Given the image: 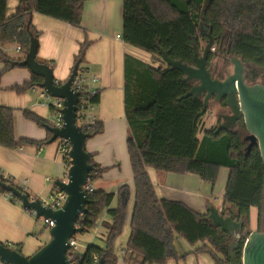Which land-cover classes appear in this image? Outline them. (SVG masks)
<instances>
[{"label": "trees", "instance_id": "trees-1", "mask_svg": "<svg viewBox=\"0 0 264 264\" xmlns=\"http://www.w3.org/2000/svg\"><path fill=\"white\" fill-rule=\"evenodd\" d=\"M7 1L0 0V63L3 64L0 75L16 67H26L19 64L23 58L9 57L3 47L14 44L25 54L30 42L27 24L32 12L79 27L83 4L88 0H18L11 15H7ZM122 25L123 41L151 54V63L128 53L123 57V105L128 124L126 147L133 190L127 183L120 185L115 193L93 190L87 211L79 216L76 225L83 232L96 227L103 211L110 219L101 221L106 228L104 245L91 243L79 257L91 262L93 255H97L104 259V264H117L113 244L122 233L128 204L133 197L125 262L167 264L170 259L184 257L178 254L175 246L178 237L191 246L201 244L196 252H208L227 261V242L231 236L213 226L207 213H199L181 201L159 198L147 167L194 173L213 185L218 170L228 168L223 198L230 208L226 211L233 219H239L248 217L250 208L256 207L259 221L264 200V163L257 146L247 152V143L239 131L215 132L216 126L204 129L201 119L208 110L200 114L202 99L183 97L191 83L181 80L180 71L165 65L159 49L166 50L173 59L193 63V45L198 51L200 43L209 39L210 32L214 49L217 46V50L237 55L244 63L264 67V0H122ZM29 30L38 38L39 33L31 22ZM88 44L82 42L75 55L74 64L79 63L78 67L82 65ZM211 58L212 52L208 66ZM258 78L255 70L245 75L249 84ZM41 80L31 73L29 80L12 89L21 93L38 87ZM90 99L97 104L99 90ZM223 105L226 106L225 101ZM50 109L53 111L52 107ZM14 111V107L0 106L1 146H40L49 139V131L48 137L42 140L16 138ZM22 113L38 126L53 125L29 109ZM239 125L245 128L242 119ZM102 130L103 124L96 120L85 132L92 137ZM89 154V162L94 166L88 180L91 183L108 167H101L94 161V153ZM0 179L4 180L1 174ZM0 192L5 193V190L0 187ZM114 198L116 205L111 207ZM241 252L242 243L235 249L239 261Z\"/></svg>", "mask_w": 264, "mask_h": 264}, {"label": "crops", "instance_id": "crops-1", "mask_svg": "<svg viewBox=\"0 0 264 264\" xmlns=\"http://www.w3.org/2000/svg\"><path fill=\"white\" fill-rule=\"evenodd\" d=\"M17 5L18 0H8L7 15H11ZM30 21L39 33L37 59L50 63L53 76L59 83L66 81L69 77L80 44L89 43L82 65L90 67V71L98 78L96 88L99 90V102L95 106L94 115L103 124V130L87 138L85 148L89 153H94L93 159L97 164L101 167H108L99 178L91 182V185L95 189L108 192L109 181L117 183L115 188L117 190L120 185L126 183L124 180H127V184L133 190L127 147L125 150L122 147L118 149L117 141L114 139L116 132L121 130H124L126 139L128 136V124L123 105V57L128 53L151 63V54L123 41L122 0L86 1L83 4L79 27L37 12L31 13ZM22 55L18 58H23L25 54L22 53ZM2 67L3 64L0 63V70ZM30 76L31 72L27 67H16L1 74L0 106H10L16 109L17 114L14 113L16 138L27 137L42 140L48 137L47 129L26 119L22 110L29 109L47 120L50 113H53L49 106L50 102L41 96L39 87L21 93L12 89L14 85H21L29 80ZM208 112L207 117L210 122L212 117L217 116V113H212L210 110ZM205 127L209 128V124H205L204 129ZM63 160L64 155L59 150L58 139L52 143L46 141L40 146L25 145L7 148L0 145L2 175L11 176L16 184L25 181L29 192L37 194L40 199L47 198L55 191V179H63ZM147 172L159 198L184 202L202 214L208 213L209 205L215 206L220 211L223 207L230 208L229 203H224L225 187L220 189L219 202L214 203L212 197L215 195L216 184L213 185L201 179L197 174L160 171L152 167H147ZM98 179L103 180L100 188L94 184ZM115 192L114 190L112 193ZM133 202V197H131L123 230L128 236ZM253 208L255 207L250 208V212ZM107 217L110 219L108 214L104 218ZM46 227L47 225L40 217L32 215L29 210L22 207L21 203L14 202L0 192L1 243L14 249L19 248L23 255L30 256L47 241L44 232ZM175 243H177L178 250L180 248L185 256L179 260H169L168 264H216L215 257L210 253L195 251L201 247V244L191 246L180 237ZM125 249L126 247L121 249L117 264H128L125 262L127 256Z\"/></svg>", "mask_w": 264, "mask_h": 264}, {"label": "water", "instance_id": "water-1", "mask_svg": "<svg viewBox=\"0 0 264 264\" xmlns=\"http://www.w3.org/2000/svg\"><path fill=\"white\" fill-rule=\"evenodd\" d=\"M30 22L29 20L27 24L30 35L29 46L19 64L26 66L32 74L42 78L37 85L39 88L53 97L63 99L62 126L56 127L47 123L44 127L51 133L47 143H52L58 138H64L70 142L68 153L70 161L66 180H54V184L66 193V198L61 207L53 209L43 205L40 198L30 201L28 196L16 186L0 179V187L17 197L24 209L34 210L37 217L42 216L53 221V225L49 229V239L30 256H25L18 249L0 242V263L69 264L67 258L68 240L73 238L76 233L83 232V229L76 223L79 216L87 211L89 195L85 186L88 183L90 172L94 168L93 164L89 162L90 154L85 148L86 139L90 134L84 132L76 124L78 93L72 85L79 63L73 65L66 81L57 82L53 76L52 67L37 59L39 42L38 38L29 30ZM213 42L214 39L209 32V39L202 54H199L196 46L193 45V63L173 59L162 48L159 49V52L162 61L169 69L180 71L183 75L181 80L191 83L183 97L193 96L202 99L200 114L206 112L212 98L216 102L225 100L229 112L216 114L222 118V121L217 124L215 132L225 129L233 130L238 120L242 119L248 132L244 138L247 141L246 150L249 152L257 146L264 163V83L249 84L246 81L244 63L237 55L231 57L232 73L224 79L213 77L208 66ZM206 217L220 232L228 233L232 238L227 242L229 260L224 262L219 257H215L216 264H264V230L255 229L246 232L242 217L233 219L228 213L222 214L213 205L208 206ZM241 243L242 252L239 261L235 249ZM93 264H104V259L100 258Z\"/></svg>", "mask_w": 264, "mask_h": 264}, {"label": "rangeland", "instance_id": "rangeland-1", "mask_svg": "<svg viewBox=\"0 0 264 264\" xmlns=\"http://www.w3.org/2000/svg\"><path fill=\"white\" fill-rule=\"evenodd\" d=\"M207 42H208V39L205 41H202L200 43V47L198 50L199 54H202L203 49H204ZM213 45H215L214 42H213ZM15 47H16V45H14V44H8L7 46L3 47V49L6 48L4 50V53L11 58L17 57V59H18V57L23 56L21 52L15 51ZM211 52H212V58L209 62V68L211 70L212 76L216 77V78L220 77L221 79H224L228 74L232 73V71H233V65L231 63V57H233L234 54L219 51V50H217V46H215V49L212 47ZM244 67H245V75L247 74V72L249 70H255L256 72L259 73V78L256 80V82L264 83V67H257L255 65H251V64H247V63H244ZM52 100H53V98H51L48 101L51 103ZM220 107H222L221 111L226 112V113L229 112V109L227 108V106H224V105L219 106L218 103L216 101H214L213 99H211L209 101V105L207 107V110L208 111L210 110V112H212V113H217L218 111H220ZM15 111H16V109H15ZM15 111H14V113H16ZM209 114L210 113L208 112V116H209ZM206 117H207V113L204 114L202 119H201L202 120V126H204L205 124H209V127L210 126H217L218 122L219 123L221 122V119L217 118L216 116L212 117L210 122H208L209 118L208 117L206 118ZM203 119H204V121L205 120L206 121L204 122ZM47 120L50 123H54V120H55L54 113L51 112L49 115V118ZM233 130L239 131L242 138H245V136L248 135L246 128L240 127L239 124ZM123 132H124V130L117 131L115 136H114V139L117 141L118 149H121V147H122L125 150L126 149V142H125L126 135L124 136ZM118 163H120V161H118ZM122 170H124V169L122 168ZM228 173H229V169L225 168V167H221L218 170V175H217V179L215 182L216 190H215V195H213V197H212V202H214V203L219 202V200H220V189H222V187L223 188L225 187L226 181L228 178ZM63 178H65V177L63 176ZM124 182L128 183L127 180L126 181L124 180ZM130 182L132 184V180ZM101 183H103V180L98 179L95 181L94 184L98 188H100ZM108 183L110 186L107 187V191L108 192H114V190L116 191L115 188H116L117 183L115 181H109ZM111 184H113V185H111ZM115 205H116V199L114 198L112 203H111V207H114ZM227 209H229V208H226V207L222 208V210L225 213L227 212L226 211ZM105 215H107L105 213V211L100 213L96 227H93V228H91L85 232L75 234L74 238L76 239V241L78 243V252H80V253L84 252L86 246L91 244V243L99 245V246L104 245V237L106 235V228H104V226L101 224L102 223L101 221L102 220H106V221L109 220L108 217L104 218ZM257 215H258V209L255 207L252 209V212H250V215L248 217H242L244 220V229L246 232H249V231L255 230V229L264 230V200H263L262 206L260 208L259 221H257ZM124 226H125V224H124ZM124 226H123V230H124ZM49 229H50V227H48V226L44 229L46 240L49 239ZM123 230H122V233L116 238V240L114 241V244H113L114 245V252L117 255V257L120 255L121 249L123 247H126V243H127L128 237H129L125 233L126 231H123ZM231 240H232V238L229 239V241H231ZM175 246H176V249L178 251V254L180 256H183V255L185 256V253H182L180 248L178 250L177 243H175ZM182 258H184V257H181L179 259H182ZM179 259H170V261L179 260ZM168 262H167V264H168Z\"/></svg>", "mask_w": 264, "mask_h": 264}, {"label": "built area", "instance_id": "built-area-1", "mask_svg": "<svg viewBox=\"0 0 264 264\" xmlns=\"http://www.w3.org/2000/svg\"><path fill=\"white\" fill-rule=\"evenodd\" d=\"M16 51H21L20 46H16ZM98 81V78L95 74H93L90 71V67L81 65L77 69V73L75 76V79L73 81V89L78 93V100H77V109H76V124L81 127V129L85 132L86 129H89L92 124L96 122V117L94 115V110L95 106L97 105L96 103L91 101V96L97 92L96 88V83ZM41 96L46 99L50 100L53 98L52 102L49 104L50 107L53 108V113L55 116V120L53 123V126L56 127H61L63 124V118H62V113L61 109L63 108V99L58 98V97H53L49 94H47L45 91L41 89ZM59 142V150L60 152L64 155V160H63V176L66 180L67 176V169L69 167V150H70V142L67 139L64 138H58ZM0 174L2 175V172L0 170ZM5 182L12 184L11 182H14L13 178L9 175H2ZM13 185V184H12ZM15 186V185H14ZM16 187L25 193L28 196V199L30 201L35 200L36 198H39L37 194L29 192L25 181L20 182L16 184ZM87 194L90 195L95 188L91 185V183H87L85 186ZM6 197L10 198L14 202L21 203L20 200H18L17 197H15L11 192L5 191ZM66 198V193L60 190L57 186L56 189L53 193L48 195L47 198L41 199V202L45 206H50L53 209H58L61 207L65 201ZM29 212L36 216V212L34 210H29ZM44 223L48 226L51 227L53 225V221L44 217H40ZM68 245L69 248L67 250V258L69 260V264H93L99 260V257L97 255H93L91 262L83 261L79 257L78 252V243L76 239L70 238L68 240ZM126 252V250H124Z\"/></svg>", "mask_w": 264, "mask_h": 264}, {"label": "flooded vegetation", "instance_id": "flooded-vegetation-1", "mask_svg": "<svg viewBox=\"0 0 264 264\" xmlns=\"http://www.w3.org/2000/svg\"><path fill=\"white\" fill-rule=\"evenodd\" d=\"M209 55H210V54H209ZM218 78L221 79L220 77H218ZM212 99H213V98H212ZM224 101H225V100L223 99V100H221V101H219V102H217V103H218V105L220 106V105H223V102H224ZM221 109H222V107H220V111H218L217 114H218V113H226V112L221 111ZM216 117L219 118V119H221V121H222V118H221V117H219V116H216ZM240 120H241V119H240ZM240 120H238L237 125L239 124ZM218 124H219V122H218ZM237 125H236V126H237ZM246 136H247V135H246ZM246 136H245V137H246ZM246 143H247V142H246ZM219 258H220V257H219ZM220 259H221V261H224V262H227V261L229 260V259H228L227 261H225V260H223L222 258H220Z\"/></svg>", "mask_w": 264, "mask_h": 264}]
</instances>
